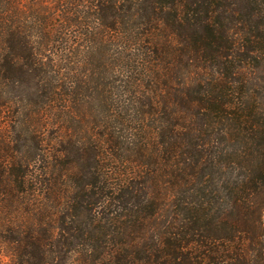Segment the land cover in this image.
<instances>
[{
	"label": "trees",
	"instance_id": "1",
	"mask_svg": "<svg viewBox=\"0 0 264 264\" xmlns=\"http://www.w3.org/2000/svg\"><path fill=\"white\" fill-rule=\"evenodd\" d=\"M263 213L264 0H0L13 264H264Z\"/></svg>",
	"mask_w": 264,
	"mask_h": 264
},
{
	"label": "rangeland",
	"instance_id": "2",
	"mask_svg": "<svg viewBox=\"0 0 264 264\" xmlns=\"http://www.w3.org/2000/svg\"><path fill=\"white\" fill-rule=\"evenodd\" d=\"M263 222H264V213H263ZM7 239H9V237H0V261L3 264H13L11 251L7 246V244L4 242Z\"/></svg>",
	"mask_w": 264,
	"mask_h": 264
}]
</instances>
